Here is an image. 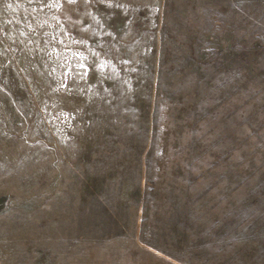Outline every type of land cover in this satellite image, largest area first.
Here are the masks:
<instances>
[{"label": "rangeland", "instance_id": "1", "mask_svg": "<svg viewBox=\"0 0 264 264\" xmlns=\"http://www.w3.org/2000/svg\"><path fill=\"white\" fill-rule=\"evenodd\" d=\"M0 264H264V0H0Z\"/></svg>", "mask_w": 264, "mask_h": 264}]
</instances>
